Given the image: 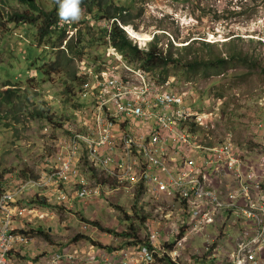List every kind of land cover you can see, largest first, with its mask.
Listing matches in <instances>:
<instances>
[{
    "label": "rangeland",
    "instance_id": "1",
    "mask_svg": "<svg viewBox=\"0 0 264 264\" xmlns=\"http://www.w3.org/2000/svg\"><path fill=\"white\" fill-rule=\"evenodd\" d=\"M36 2L49 11L56 0ZM114 6L130 8L132 21L125 27L147 36L145 41L150 40L148 43L133 40L134 45L148 51L158 40L157 46L165 55L171 51L174 59L180 61L179 68H170L166 83L156 80L157 75L148 76L131 68L109 38L100 35L99 26L93 25L87 14L73 20L74 24L58 38L61 47L55 50L50 43L53 37L42 41L37 37L38 26L9 23L5 31H0V104L2 100H12L0 105V176L4 178V186L8 183L13 187L18 178H37L46 171L47 162L49 169L58 165L56 155L68 133L53 127L69 124L72 130L87 132L86 127L91 124L87 118L96 113V100L104 98L101 81L107 75L141 88L139 78L125 67L146 75L149 84L157 89L182 96L183 107L202 119L196 133L206 146L218 147L228 139L245 155L244 169L256 168L264 176V0H116ZM58 9L61 10V4ZM101 24L104 28L111 27L109 22ZM98 36L102 39L96 41ZM91 40H95V46L84 50V54H78L80 49L74 54L65 53L68 58H62V66L67 61L70 67L46 76V69L58 60L56 53L60 49L80 41V48L87 47ZM223 58L229 61L221 66L218 61ZM204 61L208 65L203 66ZM190 65L197 67L190 70ZM73 72L81 78L75 79ZM123 125L116 126L118 146L125 139ZM141 131L146 133L148 129L141 125ZM79 153V158L73 156L74 163L80 162L85 176L96 177L87 163L89 155L84 146ZM135 157L139 159L140 155L136 152ZM191 157L201 170L204 154L194 150ZM173 167L178 170L177 165ZM97 177L106 182L101 196L97 191L92 199L75 202L70 211L55 206L54 195L45 205L35 204L33 196L25 195L28 199L20 201L19 207L29 211L25 216L19 214L14 226L20 234L22 228L33 233L27 234L30 238L27 243L17 246L20 252L11 254L14 264H37L57 252L83 255L79 247H87L93 253L129 249L143 246L146 240L151 242L153 235L158 245L171 236L175 237L173 244L181 241L187 264L215 261L216 255L206 253L205 246L219 235L217 220L216 225L204 224L199 229L198 221L192 218L184 221L175 201L163 195L154 196L150 188L136 198L139 188L125 189L100 172ZM230 184H234L233 180ZM159 210L166 214H157ZM182 232L184 236L180 235ZM224 240L216 246L218 253L231 250L227 256L233 255L238 245L237 232ZM168 264L175 262L170 259Z\"/></svg>",
    "mask_w": 264,
    "mask_h": 264
},
{
    "label": "built area",
    "instance_id": "2",
    "mask_svg": "<svg viewBox=\"0 0 264 264\" xmlns=\"http://www.w3.org/2000/svg\"><path fill=\"white\" fill-rule=\"evenodd\" d=\"M116 58L120 60L117 54ZM125 68L139 78L141 88L107 75L101 81L104 98L96 100L97 111L87 118L91 122L86 127L87 132L72 131L61 140L56 168L52 170L48 166L37 178L24 179L20 184L4 188L0 197V264H14L12 252L18 251L17 246L29 240L27 235L18 233L14 226L18 215L25 216L27 213H24L29 211L26 207H19L25 195H41L51 202V197L57 194L55 205L70 211L75 202L90 200L97 191L101 196L106 182H100L98 172L106 175V179L118 181L125 189L139 188L136 198L149 190L146 187L148 183L158 185L159 189L150 188V193L175 201L182 210L184 221L187 223L190 218L198 221L199 229H203L204 224L211 227L217 220V238L220 241L216 238L205 246L206 253L216 255L212 264H264V212L260 213L254 203L255 195L262 191L264 176L256 168L243 169L236 158L225 155L226 152H233L230 144L223 145L221 142L218 147L206 146L205 140L196 133L202 119L183 107L182 96L169 90L163 92L150 85L146 75ZM118 123H123L122 129L125 130L121 146H118L116 135ZM141 125L148 132H142ZM82 146L89 155L87 163L95 170L96 177L85 176L80 162L74 163L73 156L79 158ZM194 150L204 154L201 170L191 157ZM136 152L140 155L139 159L135 157ZM231 180L233 185L230 184ZM61 183L62 192L59 193L57 188ZM219 191L224 192L221 198ZM223 201L235 206L229 209L222 204ZM235 208L245 210L241 216L254 228L244 233L236 252L227 256L232 253L231 250L223 254L218 253L219 248L216 247L219 242L225 241L219 228L220 219L224 210L234 212ZM161 212L166 214L164 210L156 213ZM180 235L184 236L183 232ZM174 239V236L167 237L158 245V239L153 235L151 242L146 240L143 246L114 251L107 262L168 264L172 259L175 264H187L188 257L183 254L184 245L178 241L175 248L177 243L173 244ZM84 255L60 252L47 261L40 260L39 264H85L89 257L84 259Z\"/></svg>",
    "mask_w": 264,
    "mask_h": 264
},
{
    "label": "trees",
    "instance_id": "3",
    "mask_svg": "<svg viewBox=\"0 0 264 264\" xmlns=\"http://www.w3.org/2000/svg\"><path fill=\"white\" fill-rule=\"evenodd\" d=\"M115 1L116 0H81L78 8L80 9L81 14L88 15L90 21L93 22V25L99 26L100 35H105V39L109 38L111 45H113L114 48H116V50L121 53L120 55H122L123 60L128 63L131 68H134L135 70H138L148 76L150 74L157 75L159 79L155 78L156 80L159 82L161 80L162 83H166V77L167 74L169 75L170 73V68H179L180 61L178 59H174L172 53H170L171 51H167V55H165L164 51L160 50V48L157 46L158 40L150 45L148 51L141 50L139 47L134 45L130 37H128L126 30L123 28L130 25L132 21L130 8L127 6L116 8L114 6ZM65 3H70V0H56L55 7L49 11H46L37 4L36 0H0V31H5L8 28L7 25L9 23L19 26H38L37 37L40 39V41L53 37L50 43H52L54 50L59 49V47H61V43H57L58 38L63 36V34L66 32L65 29L68 26L74 24L71 16L67 17L66 20H62L60 17L61 10L58 9L59 4ZM103 21L104 23L109 22L111 27L104 28L102 26L103 24H101ZM56 33H59V35H52ZM101 36H98L96 41L101 40ZM94 43L95 40H91L89 44L87 43V47L84 45L80 48V41L77 45L70 43L64 49H60V52L56 53L58 54V60L49 65V70L46 69L45 72L46 76L50 77V75L55 73L57 69L63 70V67L67 69V67L70 65L67 61L64 66H62V58L63 60L68 58V56L65 54L66 52H73L74 54L77 49H80L78 54H84V50L95 46ZM69 59L70 61H73L74 58L71 57ZM228 61L229 60L223 58L218 62L221 64V66H223L226 65ZM206 65L208 64L206 61H204L203 66ZM196 67L197 66L190 65L189 69L195 70ZM75 73L76 72L72 73L73 77H75ZM80 78L81 76L79 77L78 75L75 77L77 80ZM10 101L12 100H2L0 105H3L4 103L8 104ZM82 106L83 104L81 103V106L78 108L81 110ZM43 118L46 119L45 116ZM53 128L64 130L69 134L72 132L69 124H60L59 126H54ZM48 166L49 162L46 163L45 168ZM55 168V165L51 167L52 170ZM3 179V176H0V197L3 194L2 192H4ZM146 187L153 188L155 190L159 189V187L150 183H148ZM32 199L36 200L35 204L45 205L47 202L45 198H42L41 195L39 196L37 194L33 196ZM28 231L33 233L32 230H22V233L29 235ZM234 231L237 232V235H240L244 231V227L239 226L238 228L231 230L229 233V238L234 235ZM106 250L107 252H111V250Z\"/></svg>",
    "mask_w": 264,
    "mask_h": 264
},
{
    "label": "bare ground",
    "instance_id": "4",
    "mask_svg": "<svg viewBox=\"0 0 264 264\" xmlns=\"http://www.w3.org/2000/svg\"><path fill=\"white\" fill-rule=\"evenodd\" d=\"M123 28L126 29V32H128V34L130 35V39L132 41L134 40V41H137V42H140V43L141 42L148 43L150 41V40L145 41V40H147L146 39L147 36L137 35V34L133 33L132 30H130L127 27H123ZM222 143H223V145H228V144L231 145V147L233 149V152H226L225 155H227L229 157H232V158H236L239 161V164H241V167L244 169V162L242 161V157H244L245 155L242 152H240L239 149H237V146L234 143L229 142L228 139L225 140V141H222ZM26 177L27 176H25V178ZM23 180L24 179H22V178H18L16 184L22 183ZM153 185H156V184H153ZM7 186H11V184H8L7 183ZM156 186L159 187L158 185H156ZM261 186H262V191L260 193L256 194L255 195V198H254V203L257 205L258 210L260 211V213L261 212H264V180L262 181ZM57 189H59V190H57V192H59V193L62 192V183L59 185V187ZM218 194H219V197L221 198L222 195L224 194V192L219 191ZM56 195L57 194H55L54 196H56ZM244 197H245V195H244ZM222 204L225 207L229 208V209H231L233 206H235V204H231L230 205L226 201H223ZM243 212H245V210L236 209V208L234 209V212H232V211H225V210L222 212V215H221V219L220 220H221V232H222L223 239H225L226 237H228V238L230 237L229 233L231 232V230H234V229L238 228L239 226H242V227H244V231L240 235H237L238 236L237 242H238V244H240V242L243 241L244 233L247 232V231H251L254 228L253 225H251V224L248 223L247 219H245L244 217L241 216V214ZM245 227H247V229ZM262 261L264 262V258L262 259Z\"/></svg>",
    "mask_w": 264,
    "mask_h": 264
},
{
    "label": "clouds",
    "instance_id": "5",
    "mask_svg": "<svg viewBox=\"0 0 264 264\" xmlns=\"http://www.w3.org/2000/svg\"><path fill=\"white\" fill-rule=\"evenodd\" d=\"M81 3V0H70V3H65V4H61V11H60V17L62 20H66L67 17L71 16L73 20H78L79 19V16L81 14L80 12V9L78 8V5ZM126 30V29H125ZM128 34V32H127ZM129 35V34H128ZM130 37V35H129ZM170 91V90H169ZM71 127V126H70ZM72 131H75V130H72ZM72 133V132H71ZM70 133V134H71ZM69 133L68 134H65V136L63 138H66L68 135H70ZM27 180V179H25ZM5 188V186H4ZM31 194H27V196L30 197ZM35 196V195H33ZM27 199H22L20 201H25ZM48 202V201H47ZM50 203V202H49ZM56 206V205H55ZM22 230H25V228H23ZM26 230H28L26 228ZM26 235V234H25ZM28 237V236H27ZM29 239V237H28ZM14 252V251H13ZM12 252V253H13ZM40 259V258H39ZM40 261V260H39Z\"/></svg>",
    "mask_w": 264,
    "mask_h": 264
},
{
    "label": "crops",
    "instance_id": "6",
    "mask_svg": "<svg viewBox=\"0 0 264 264\" xmlns=\"http://www.w3.org/2000/svg\"><path fill=\"white\" fill-rule=\"evenodd\" d=\"M18 179H16L17 181ZM13 185H16V183H12ZM29 194V193H28ZM28 199V198H25ZM80 251H84V256H82L84 259L88 258V261L85 264H109L107 262L108 259H110V255L114 252H107L106 250L98 251L97 253H93L87 249V247H79ZM17 252H20L18 249ZM60 253V252H57ZM63 253V252H62ZM68 253V252H65ZM40 262V261H39ZM39 262L37 264H39ZM116 264V262H115Z\"/></svg>",
    "mask_w": 264,
    "mask_h": 264
}]
</instances>
